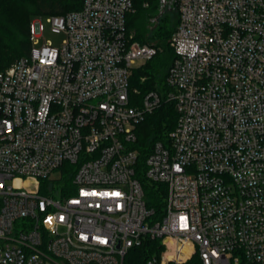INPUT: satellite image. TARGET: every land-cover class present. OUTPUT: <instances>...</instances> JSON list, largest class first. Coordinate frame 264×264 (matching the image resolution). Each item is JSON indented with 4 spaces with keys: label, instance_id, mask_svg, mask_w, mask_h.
I'll return each instance as SVG.
<instances>
[{
    "label": "built area",
    "instance_id": "1",
    "mask_svg": "<svg viewBox=\"0 0 264 264\" xmlns=\"http://www.w3.org/2000/svg\"><path fill=\"white\" fill-rule=\"evenodd\" d=\"M134 1L33 18L31 52L0 69V264H124L146 238L145 264H264V0H173L169 90L141 98L158 48L128 34ZM45 18L58 47L37 48ZM163 100L177 123L140 169L157 210L135 144Z\"/></svg>",
    "mask_w": 264,
    "mask_h": 264
},
{
    "label": "trees",
    "instance_id": "2",
    "mask_svg": "<svg viewBox=\"0 0 264 264\" xmlns=\"http://www.w3.org/2000/svg\"><path fill=\"white\" fill-rule=\"evenodd\" d=\"M84 0H0V69H5L14 60L27 55L32 50L30 24L37 16L61 15L78 10ZM148 3V5H145ZM170 6V5H169ZM176 3L173 7L176 9ZM161 0H135L134 11L127 14V31L133 41L149 43L158 48L157 54L143 65L137 67L132 76L131 86L143 97L150 91H157L164 96L169 87L166 77L175 58L171 46V37L179 20L172 19L166 10L162 12ZM162 14L156 20V17ZM155 20L149 26L151 15ZM177 111L174 103L163 100L162 103L138 125V140L135 147L140 151L138 175L143 180L148 203L157 210H162L166 190L163 185L149 183L142 176L146 157L154 143L164 140L177 123ZM71 174L65 180L70 181ZM161 241L146 238L141 245L130 248L124 258V264H145L147 259L159 252Z\"/></svg>",
    "mask_w": 264,
    "mask_h": 264
},
{
    "label": "rangeland",
    "instance_id": "3",
    "mask_svg": "<svg viewBox=\"0 0 264 264\" xmlns=\"http://www.w3.org/2000/svg\"><path fill=\"white\" fill-rule=\"evenodd\" d=\"M173 0H168V3L165 7H163L162 10H166V14H168L172 19H176L178 17V9L176 7V9H171L170 8V4L172 3ZM177 6V4H176ZM163 11V12H164ZM152 19L150 17V21L148 22L149 26H151L153 24V21L155 20V18H153V16L156 15H151ZM33 20V19H32ZM44 25H45V30H44V34L43 37L40 39V44L37 45V48H39L43 43L44 40L50 41L55 47H58L61 45L62 41L65 39V34L63 32L60 31H56L54 29H52V27L50 26L49 22L47 21V19H44ZM21 58V57H20ZM19 58H17L16 60H18ZM16 60H14L13 62H15ZM58 186V185H56Z\"/></svg>",
    "mask_w": 264,
    "mask_h": 264
},
{
    "label": "water",
    "instance_id": "4",
    "mask_svg": "<svg viewBox=\"0 0 264 264\" xmlns=\"http://www.w3.org/2000/svg\"><path fill=\"white\" fill-rule=\"evenodd\" d=\"M162 1V6L165 7L168 3V0H161ZM174 5V1H172V3L170 4L171 7H173ZM164 10H162L163 12ZM162 12L156 17V20H158V17L162 14Z\"/></svg>",
    "mask_w": 264,
    "mask_h": 264
}]
</instances>
